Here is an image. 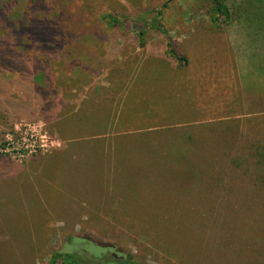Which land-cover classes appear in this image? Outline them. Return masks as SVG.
Returning a JSON list of instances; mask_svg holds the SVG:
<instances>
[{
  "label": "rangeland",
  "instance_id": "374dc122",
  "mask_svg": "<svg viewBox=\"0 0 264 264\" xmlns=\"http://www.w3.org/2000/svg\"><path fill=\"white\" fill-rule=\"evenodd\" d=\"M1 3L15 24L23 17L31 33L46 26L57 43L39 50L31 44L33 48L25 50L23 66L28 71H24L22 98L13 100L10 124L0 125V264H49L54 251L72 250L71 237L84 235L107 242L113 252L121 249L143 264H264V109L260 110L264 101H258L264 97V0H223L229 18L218 24L211 18L215 13L212 0ZM245 5H258V13L251 17L253 30L241 26L235 40L241 46L252 44L260 60L246 68L244 58L241 74L234 70L233 82L221 85L209 64L220 55L212 38L224 35L229 19L244 12L239 8ZM109 13L121 23L108 22L103 15ZM4 23L0 14V28ZM168 38L186 63H195L186 72L191 79L183 83L189 88L185 96L180 95L182 83L168 90L175 74L161 67L143 68L138 78L141 98L132 107L143 118L122 122V129L139 133L109 136L102 152L82 137L87 132L76 130L81 139L75 143L79 149L83 146L77 154L67 152L64 161L57 158L54 146L22 159L14 150L5 149V134L12 132L15 140L12 126L23 128L22 121L44 129L51 138L58 137L54 118L68 112L73 88L82 121L90 125L88 109L93 110L94 103L99 110L97 122L103 118V127L115 126L120 99L125 92L131 93L135 66L145 57L169 58L165 54ZM170 60L174 66L183 65ZM199 61L206 64L205 73L198 74L203 72L197 70ZM13 63L19 66L18 57ZM36 68L44 75L50 68L53 82H34ZM255 70L263 71L261 79ZM211 73L216 74L214 80ZM17 75L15 71L0 74V86L6 77ZM201 78L219 86L208 104L221 102L219 88L222 94L226 85L230 97L235 87L237 99L253 103L244 107L237 102L230 112L234 116L219 107L202 108L204 98L195 96L205 84ZM51 86L55 97L49 92ZM35 88L40 90L38 96ZM225 104L229 105V99ZM160 107L168 115L158 122L153 115ZM237 114L241 118L236 119ZM219 116L223 120L218 122ZM195 119L206 124L185 121ZM236 121L242 125L237 146L227 151L223 146L233 139L230 142L221 128ZM82 244L77 247L86 249ZM87 247L101 256L95 258L101 264H112V252L103 257L104 249L98 245L88 243ZM84 251L87 260H92L94 256Z\"/></svg>",
  "mask_w": 264,
  "mask_h": 264
},
{
  "label": "crops",
  "instance_id": "0c3cea01",
  "mask_svg": "<svg viewBox=\"0 0 264 264\" xmlns=\"http://www.w3.org/2000/svg\"><path fill=\"white\" fill-rule=\"evenodd\" d=\"M245 6H246L245 8H239L240 10H244V12L236 13L235 16H233L229 19V28L224 33V35H221L219 39H217L216 37L212 38L215 40V42L213 44V48L214 47L218 48L217 50L219 51L220 55L218 56V59H215V61H213L212 63H209V64H211V66H212V70H213L212 72H215L216 74L219 75L218 82L221 85L224 81H227L230 83L233 82L230 74L234 73V70L236 72H238L239 74H241L240 61H242L244 58H247V60L245 62H243L242 66H246V68L247 67L251 68L249 65L252 64L253 61L256 62L258 59L260 60L261 54L255 48H252V46H253L252 44H250V46H249L250 48H249L248 46H246V44H243L242 46L239 45V43L235 40V37H236L235 31H237L238 28H240L241 26H244L247 30L248 29L250 31L253 30V28H251V23L254 19H251V17L253 16L254 13H258L259 6L258 5H245ZM228 35H230V36H228ZM227 36H228V39L230 37L229 53H228L227 44H226V40H225V38ZM246 41L252 42V40H250V39H246ZM251 49H252V53H251ZM169 58L173 59L171 57H169ZM169 58H164V59L158 58L157 61H153V60H151V58H146V57H145V59H140L139 63L135 66V69H134L131 93L129 94L128 92H125L122 99H120V103H119L117 111H116L117 116L114 120V122L116 123L115 124L116 128H115L114 124H113V127H111V128H108L111 126L110 124H107L106 127H103L104 124L102 125V123H101L103 118H99L100 123L97 122L96 118L98 117L97 112L99 110L96 112V107H95L94 103L92 104L93 110L91 108L88 109V113L92 114V116H90V117H92L90 125H89V123H85L84 121H82L81 118H79V113L77 110L78 105L75 102L76 96L75 97L73 96L74 95L73 90H75V88H73V90L71 91V97L68 99V104H70L69 105L70 108H69L68 112H65L64 114L58 115L57 117L54 118V121L56 123H58L57 129L59 131V133L57 134L58 137H55L56 142L54 143V149L57 150V151H55L57 153V158L62 157V158H59V160L64 161L65 155L67 152H70V154L74 155L80 151V149L83 145L80 146V149H79V145L77 143H75L77 141V139H81L75 135L77 133L76 130H81L82 132H87V133L81 134L82 137L86 140H90L89 143L91 146H93V148L95 150H99V151L101 150L102 152L104 151V147H105V144H104L105 139H107L109 136H111L115 133H119V134L125 133V134H135V135L137 133H139L138 131H135V130L131 131L132 129H122V125H123L122 122L125 119H127V120L134 119L135 121H138V120L143 118L141 116L139 117V115H137L138 113H136L134 111L135 109H133L132 107L134 105V102L136 103L141 98V95H139V89H141V88L138 85V83H140V84H142V83L138 82V78H139V75H141V73H142V69L145 67L151 71L158 69V67H161L162 69H166L169 72L171 71V73L175 74L176 77H175V79L170 77L168 84H170V87L172 89H168V90H173L174 87H175V89H178L179 84L182 83V93H180V95L185 96L186 92L188 91L189 86L184 85L183 83L184 82L188 83L189 80L191 79V77L188 74H186V72H187V70L194 68L195 63H190V60H187V63H185L183 65L174 66L172 61ZM146 59H149V60L147 61ZM147 63H149V64H147ZM209 64H207V66ZM192 65L194 67H191ZM205 66H206V64L204 62H202V61L197 62V67L199 68L197 70L203 71V72H198V74L206 72L204 69ZM263 71H258V70L256 71V73H258L257 75L259 76L258 79H261L260 75L263 74ZM150 74H152V72H150ZM216 74L211 73V77L213 78ZM262 77H263L262 79L264 80V75H262ZM146 78H151V76H148V77L146 76ZM201 79H203V78H201ZM212 80H214V78ZM204 82H205V79H203L202 83H204ZM172 85L174 87H172ZM162 86L164 87L165 83H163ZM190 87H192V86H190ZM218 87L219 86L214 81H210V83L205 82L203 89L201 88L200 91L195 94V96H197L199 99L200 98L205 99V100L202 99V101L204 102V105H203L204 107H202L201 104L200 105L197 104L198 105L197 107H202L205 109H208V108L213 109V108L219 107V108L224 109V112H227L226 114L231 115L232 114V113H230L231 109L233 107H235L237 102L239 105L244 106V107L245 106L247 107L253 103L252 100H249L247 102L246 101L243 102V100L241 98L237 99L238 97H236V95H234V93H233L236 89H235V87L232 88L233 86H232V84H230V88H232L230 94L234 96L233 98L229 96L228 92L230 91V89H228L227 85H226L225 88H222V94H221V89L219 88L221 102L217 106H214L212 104H208L209 102L207 101V99H210L211 97L216 95ZM226 99H229V105L225 104ZM256 99H258V97L255 98L254 100H256ZM258 101H264V97H259ZM201 102L199 101L198 103H201ZM224 107L226 108V110ZM98 108H99V106H98ZM100 108H104V105L102 104L100 106ZM263 109L264 108H261L260 110H263ZM123 110H124V112H123ZM227 110H229V111H227ZM66 113H68V115ZM154 113L155 114L153 115V119H156V121H158V122H160V120H161L160 118L164 119V116L166 117L168 115L167 110L165 108H162V107H160ZM94 114H96V115L94 116ZM237 115L238 116H235L236 119L241 118L240 114H237ZM232 116H234V115L232 114ZM223 117L226 119L227 115H223ZM220 120H223V119H221V116H219L217 118L218 122ZM185 121L191 125H196V124L199 125L201 123L206 124V123H204L205 121H200L199 119H195L194 121H192V120H185ZM209 121L214 122V121H216V119L211 118ZM241 126L242 125L239 123V121H236V123L233 122V124H231L229 126L224 125V127L221 128L223 135L230 136V137H228V138H230V142H231V139H233L232 144L228 143L227 145L223 146V147L227 148V151H229V149L231 147L237 146V141H238V136H239L238 129L241 128ZM243 128L245 129L246 126L244 125ZM134 129H136V127ZM224 129H227L229 131L230 135ZM198 132H199V130H198ZM231 132H232V134H231ZM196 133H197V131H193L192 134L194 135ZM73 136H75V137L71 138ZM64 137H66V138H64ZM148 141H150L149 138L144 140V142H148ZM129 142H131V141H129ZM132 142L136 145L139 144L138 141H136V140H132ZM228 145H230V146H228ZM86 147L89 148L88 146H86ZM104 216L109 217L111 215L106 214Z\"/></svg>",
  "mask_w": 264,
  "mask_h": 264
},
{
  "label": "trees",
  "instance_id": "16d2710c",
  "mask_svg": "<svg viewBox=\"0 0 264 264\" xmlns=\"http://www.w3.org/2000/svg\"><path fill=\"white\" fill-rule=\"evenodd\" d=\"M212 1L215 9V13L211 17L212 21L218 24V22H220L221 20L224 21L228 19V10L225 4L223 3V0ZM166 3L167 1H165L164 5ZM4 6V4H0V14H2L5 18V23L0 28V74H7L9 72L15 71L18 73V75L15 77H6L0 86V125L2 123H5L6 125L10 124V119L13 118L11 113H14L12 107L13 100H15L16 98H22L21 87L22 85H24V76L25 74H27L24 71H28V69H25L23 66V54L25 50H30L33 47L35 50H39L43 46H47V48L50 49L52 48V46H54V44L57 43L55 42L56 40L53 39L52 29H48L46 26H44V29L40 28L33 31L32 33L29 29L27 32L29 26L24 22L23 17H21L20 20H18V22L15 24L8 17L7 8H5ZM103 17L106 18L108 22L114 25L121 23V19L114 14H105L103 15ZM31 44H33L34 46L31 47ZM165 53L169 57L173 58L178 62H181L182 64L186 63L185 57L181 56L174 50L171 39L169 38L166 41ZM15 57H18L19 66H15L13 63ZM38 62L39 59L36 58V65H38ZM35 70L36 72L32 73L35 77L33 79L34 82H40L42 80H46L50 83L53 82V71L50 68H48V73H46L45 75L42 74L43 72L40 70V68H36ZM2 87H7V89H2ZM55 90V87H50L49 92L53 97H55L56 95ZM39 91L40 90H38V88L34 89V92L37 96L39 95ZM19 116H22V113H19ZM73 240H75V242H73ZM81 243H83L82 245H84L86 249L77 247V245H80ZM88 243L98 245L100 249H104V254H102L103 257H106L108 252H112V254H114V257H111L112 264H143L132 260L131 256L127 255L121 249L120 251L113 252V245L101 240H91L89 236L85 235L75 236L74 238L71 237V243L69 244V246L73 249L65 251H54L50 256L49 264H101L102 260L99 261L95 259H101V256L97 257L96 255L91 253V251L87 247ZM84 250H87L90 254L94 256L92 257V260H87L88 258L85 257Z\"/></svg>",
  "mask_w": 264,
  "mask_h": 264
},
{
  "label": "built area",
  "instance_id": "2783aa9c",
  "mask_svg": "<svg viewBox=\"0 0 264 264\" xmlns=\"http://www.w3.org/2000/svg\"><path fill=\"white\" fill-rule=\"evenodd\" d=\"M19 124L22 125L23 128L19 127L18 124L12 126L15 131V140L12 132H7L5 134V149L8 151L14 150V154L17 155L18 158L22 159L40 150H47L54 146L56 140L51 138L44 129L36 130L34 126L25 121Z\"/></svg>",
  "mask_w": 264,
  "mask_h": 264
}]
</instances>
